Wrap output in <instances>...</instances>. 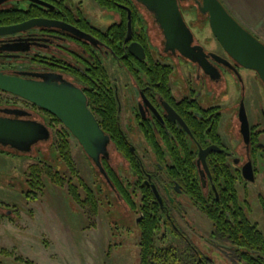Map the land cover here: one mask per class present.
Here are the masks:
<instances>
[{
    "label": "flooded vegetation",
    "instance_id": "af4514ba",
    "mask_svg": "<svg viewBox=\"0 0 264 264\" xmlns=\"http://www.w3.org/2000/svg\"><path fill=\"white\" fill-rule=\"evenodd\" d=\"M178 4L191 31L188 47L183 43L169 47L168 23L164 26L159 23L155 14L138 0L116 1V8H106L108 14L118 15L106 28L93 24L80 9L75 13L78 16L81 12L92 26L103 32L112 24L122 25L126 19L125 37L113 47L67 16L38 15L37 7L55 11L54 0L0 2V27L33 18L63 23L34 25L0 34V71L37 80L42 79L37 73H55L87 95L85 90L92 87L70 69L78 68L86 73L90 65L101 63L109 73L105 88L110 90L108 94L116 103L118 127L123 136V140L116 138L110 128L102 127L89 106L87 95L88 106L109 139L107 153L100 155L107 178L58 117L7 92L29 105L0 100V116L41 122L48 127L50 135L46 140L33 143L28 151L0 144V153L23 156L21 171L0 170V186L18 192L17 198L21 201L14 195L6 200L0 198V229L23 230L25 226L24 230L30 233L28 221L35 218L40 195L45 192V185L41 189L39 183L40 157L31 153L37 144L47 140L57 147L61 130L66 134L63 130L66 129L70 149V139L74 138L91 161L92 172L98 171L100 179L121 200L123 218H131V211L139 209L132 208L123 199V193L134 196L136 201L146 196L144 206L158 213L161 229L164 223L165 228H172L177 236L176 244L163 246H173L180 251L190 248L196 264H254L258 260L262 253L257 245L260 240L264 241V195L259 193L260 216L258 211L248 214L247 206L251 211L249 184L257 183L264 192V79L258 70L244 66L223 48L213 34L209 15L201 11L198 0H178ZM32 6L35 11L31 14L22 12H29ZM134 10L138 11V16H133ZM75 30L88 35L80 36ZM253 34L264 43L261 36ZM135 36H144L147 48ZM134 41L143 46L145 58L139 59L129 51ZM109 65L119 70L118 76H110ZM166 66L171 69L167 75ZM46 115H49L48 120ZM56 123L62 126L55 131ZM121 142L131 154L119 150ZM114 150L117 155H123L122 160L131 172L127 179L113 165ZM50 160L54 175L58 171L54 168L55 157ZM107 166L115 172L123 193L112 181ZM135 166L140 167L142 174H137ZM71 178L70 175L68 181ZM78 178L89 184L82 176ZM240 183L244 186L242 200L239 199ZM215 209L225 211L230 218L224 223L229 228L225 235L217 231L219 224L205 212ZM139 213L136 221L143 216ZM237 213L239 218L233 219V214ZM18 237L8 239L18 240ZM241 242L251 246H238ZM5 255L0 248V264H5Z\"/></svg>",
    "mask_w": 264,
    "mask_h": 264
},
{
    "label": "rangeland",
    "instance_id": "374dc122",
    "mask_svg": "<svg viewBox=\"0 0 264 264\" xmlns=\"http://www.w3.org/2000/svg\"><path fill=\"white\" fill-rule=\"evenodd\" d=\"M64 2L73 8L75 13L80 9L93 24L101 28H106L118 16L114 12L108 14L107 9L98 4L96 0H64ZM229 12L243 23L240 16H235L237 13L233 10H229ZM190 16L193 15L190 14ZM243 24L264 39L262 32L245 23ZM108 69L111 77L118 76L119 70L115 66L109 65ZM0 100L22 106L29 105L20 98L2 91H0ZM48 116L46 115V120L49 119ZM61 126L62 123H56L54 130H58ZM70 140L71 155L79 176L85 178L96 192H99L98 195L102 196L98 213L91 214L87 207H81L75 202L68 192L67 183L58 185L43 179L45 192L40 195L35 218L28 221L30 222L28 224L30 233L24 230L25 226H23V230L8 227H1L0 229L2 231L0 248L6 253L3 256L4 263L27 264L26 261L29 260L35 264H140V229L136 221L140 213L138 210L136 212L131 211V218L129 216L127 219L126 217L123 218L125 213L121 207V200L116 197L108 184L100 179L101 176L98 171L93 170L92 172L91 161L87 159L76 140L74 138ZM55 146L56 144H51L50 140L43 141L37 144L31 154L33 156L38 155L40 162H50V159L55 157L54 168L68 178L72 175L71 171L64 160L59 157ZM114 152L113 165L119 174H123L124 178L127 179L131 172L127 170L128 166H125L122 160L123 155L121 153L117 155V150ZM22 157L17 154L0 153V170L21 171ZM78 179V176H74L73 181L79 184ZM248 188L251 211L250 207L247 206V213L251 214V212L258 211L260 216L259 193L264 195V192L260 190L257 183L249 184ZM238 189L239 199L242 200L243 183H240ZM13 195L17 198L19 193L12 191L9 187L0 186V198L6 200L8 196ZM262 218L261 215V221ZM24 219L26 220L25 215ZM205 219L209 221L206 217ZM191 220L194 218L191 217ZM32 232L33 234H31ZM166 232L167 239H165ZM15 235L19 236L18 240L11 241L8 239ZM176 237L172 228L166 229L163 223L158 234L157 244L162 246L171 242L176 244Z\"/></svg>",
    "mask_w": 264,
    "mask_h": 264
},
{
    "label": "water",
    "instance_id": "95a60500",
    "mask_svg": "<svg viewBox=\"0 0 264 264\" xmlns=\"http://www.w3.org/2000/svg\"><path fill=\"white\" fill-rule=\"evenodd\" d=\"M138 1L154 13L163 26L168 23L166 37L169 47L177 46L179 43L189 46L191 31L183 20L178 0ZM198 2L201 11L209 15L213 34L223 48L244 66L258 70L264 79V43L234 17L221 0H198ZM44 24L63 23L33 18L19 24L2 26L0 34ZM76 33L83 37L88 35L81 31ZM129 36L130 32L127 39ZM185 50L184 48L183 53L186 54ZM129 51L139 59L145 58L144 48L139 42H131ZM36 75L42 79H25L0 71V90L25 98L58 117L108 178L100 159L102 153H107L108 135L89 108L85 92L72 82L63 79L61 75L55 73ZM49 135L48 127L41 122L0 116V144L28 151L33 143L46 140Z\"/></svg>",
    "mask_w": 264,
    "mask_h": 264
},
{
    "label": "trees",
    "instance_id": "16d2710c",
    "mask_svg": "<svg viewBox=\"0 0 264 264\" xmlns=\"http://www.w3.org/2000/svg\"><path fill=\"white\" fill-rule=\"evenodd\" d=\"M98 4L107 8L113 9L116 8L115 2H123V0H96ZM55 11L48 10L42 7L38 8V15L41 16H67L71 21L83 29L93 32L94 34L102 37L110 45H115L118 40H123L125 37V21L122 25L112 24L109 28L103 32L88 22L81 12H78L76 16L74 10L67 6L64 0H54ZM35 6H32L33 9H30L29 12L22 11L25 13H32L35 11ZM50 13H52L50 15ZM133 16H138V11H133ZM9 20V19H8ZM135 39L139 40L146 48L147 44L144 40V36H135ZM77 56L76 54H74ZM142 64H145L141 61ZM144 66V65H143ZM165 75L170 72V67L166 66ZM71 72L76 74L79 79L84 80L90 87L89 90H85L89 98V106L95 112V114L100 119V123L103 128H110L111 133L114 137L120 138L123 140L122 132L118 127L117 121V107L114 101V98L108 94V91L105 88L107 83V78H109V73L104 65L97 64L96 66L90 65L84 73L78 68L70 69ZM90 79V80H89ZM92 79H99V81H93ZM97 87V88H96ZM112 93V91H111ZM66 134L61 130L60 139L58 140L57 151L59 157L64 160L67 164L69 170L71 171V180L68 181L65 175H62L60 172L56 171L54 175L53 171L47 162H40L39 165V183L40 187L45 185L43 179L50 178L52 182L58 185H64L68 183V192L72 199L77 202L81 207H87L91 214H97L99 210V204L101 203L102 196L100 197L96 190L89 184L83 182L82 179H78L79 184H76L73 181L74 176L79 177L78 170L76 168L75 162L72 159L70 145L67 139L69 135L66 129H63ZM121 140V141H122ZM118 144V148L123 153L131 154L128 147L124 142ZM137 174H142L140 167H134ZM108 174L110 175L112 181L116 184L119 191L123 193V186L120 182L117 181L115 172H113L110 167L107 166ZM48 180V179H47ZM125 201L133 208H139L138 211L143 214L137 225L140 229L139 234V245H140V264H196V258L194 252L188 248L186 250L180 251L173 246H162L157 244V236L160 233L161 222L160 216L156 212H151L148 210V206H144L146 196L142 197L139 201H136L134 196H128L123 193ZM148 196V195H147ZM230 200V199H229ZM216 208L218 205L216 204ZM207 215L218 225L217 231L222 232V235H225L229 231V228L225 226V222L229 221L230 218L225 211L219 212L217 209L209 211L205 210ZM239 213L233 214V219H238ZM254 243V242H253ZM238 246H251L250 243L241 242ZM257 248L261 251V256L254 262V264H264V241L258 243ZM27 264H35L32 261L27 260Z\"/></svg>",
    "mask_w": 264,
    "mask_h": 264
},
{
    "label": "crops",
    "instance_id": "0c3cea01",
    "mask_svg": "<svg viewBox=\"0 0 264 264\" xmlns=\"http://www.w3.org/2000/svg\"><path fill=\"white\" fill-rule=\"evenodd\" d=\"M230 11L240 16L243 23L262 32L264 37V0H221Z\"/></svg>",
    "mask_w": 264,
    "mask_h": 264
}]
</instances>
